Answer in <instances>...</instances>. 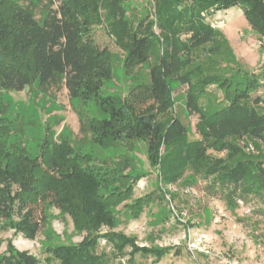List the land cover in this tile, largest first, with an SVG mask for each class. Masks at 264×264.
Wrapping results in <instances>:
<instances>
[{
	"label": "trees",
	"instance_id": "obj_1",
	"mask_svg": "<svg viewBox=\"0 0 264 264\" xmlns=\"http://www.w3.org/2000/svg\"><path fill=\"white\" fill-rule=\"evenodd\" d=\"M123 1L103 0L108 25L126 45L123 65L128 72L155 57L147 81H131L124 93H102L113 78L114 57L94 39L95 25L101 21L97 0H47L39 17L37 3L0 0V93L22 90L34 80L41 86L61 82L70 99L92 101L103 112L89 123L95 143L133 147L144 141L148 164L159 166L168 184L180 180L193 186L200 177L207 179L208 188L219 190L230 209L250 195L264 199V156L246 153L238 141L246 136L256 148L261 147L258 139L264 145V97H252L264 88L261 75L242 68L220 32L200 18L204 10L240 6L264 37V0H155L154 17L143 12L136 23ZM222 60L230 61L232 73L216 72ZM176 82L190 84L185 105L189 113L198 114L199 138L190 139L182 121L173 113L170 117ZM212 84L222 92L221 100L208 92ZM211 95L217 101L210 102ZM7 133L0 131V223L5 228L34 239L46 227L48 208L55 206L84 233L79 244L50 247L51 258L60 264H106L107 255L98 251L102 239L122 253L131 248L132 255L172 251L171 246L137 245L135 238L113 231L119 212L137 219L153 201L151 194L132 199L144 172L133 171L130 154L114 166L98 165L67 141L63 159L59 162L46 151L43 167L26 147H10ZM103 226L110 230L102 232ZM9 247L10 254L0 258V264H40L33 254Z\"/></svg>",
	"mask_w": 264,
	"mask_h": 264
},
{
	"label": "rangeland",
	"instance_id": "obj_2",
	"mask_svg": "<svg viewBox=\"0 0 264 264\" xmlns=\"http://www.w3.org/2000/svg\"><path fill=\"white\" fill-rule=\"evenodd\" d=\"M30 1L32 6L37 3L35 8L39 17L47 0H21L24 5ZM97 2L101 21L95 25L94 39L98 46L108 47L114 57L113 78L105 84L102 93H124L131 81L149 79V67L155 57H152L149 65L139 66L128 72L123 65L126 45L118 41L117 35L108 25L105 2ZM123 3L133 23L138 21L143 12L148 11L150 17H154L155 0H124ZM53 6L56 7L57 3ZM200 18L205 22L208 19L201 14ZM222 18L225 23L215 29L220 32L224 45L242 68L256 76L261 75L260 81L264 84V37L255 32L240 6L215 10L212 19ZM155 30L159 34V28L155 26ZM228 61H220L216 65V72L232 73ZM189 87V83L174 84V104L169 112L170 117L173 113L182 121L189 138L196 139L199 138L196 130L198 114L189 113L185 105ZM208 92L215 93L217 100L223 97L214 84L208 86ZM0 94V115H4V125L0 131L5 130L10 135L7 136L6 143L10 147L12 144L26 147V153L37 158L42 165L45 164L42 155L46 151L53 152L60 162L63 159L61 149L69 141V146L81 152V155L89 154L94 164L114 166L124 154H130L134 162L133 171L144 172L143 177L137 181L132 199L151 194L153 201L137 219L119 212V224L113 231L135 238L136 244L140 246H171L173 249L162 256L152 253L132 255L131 248L122 253L102 239L98 251L107 255L106 264H264V199L250 195L238 199L237 206L230 209L219 190L215 192L208 188L207 179L200 177L193 186L180 180L168 184L162 169L148 164L144 141L135 142L133 147L130 146L133 149L117 142L106 145L95 143L89 123L92 122V117L103 116V112L92 101L70 99L67 88L61 82L41 86L34 80L31 86L22 90ZM262 96L264 97L263 86L252 93L253 98ZM214 99L216 100L212 96L209 101L215 102ZM206 101L205 97L202 98L203 104ZM238 141L246 153L264 156L261 139H258L261 143L259 149L246 136ZM161 150L164 155V148ZM45 169L53 173V168ZM129 170L126 168V171ZM121 208L122 204L117 207L119 210ZM108 230V227L103 226L102 232ZM79 232L69 214L51 206L47 212L46 227L34 239L15 234L11 227L5 228L0 223V258L10 254V243L18 251L33 254L40 264H60L58 260L51 258L50 247L59 243L79 244L84 235ZM194 245L197 247H192Z\"/></svg>",
	"mask_w": 264,
	"mask_h": 264
},
{
	"label": "built area",
	"instance_id": "obj_3",
	"mask_svg": "<svg viewBox=\"0 0 264 264\" xmlns=\"http://www.w3.org/2000/svg\"><path fill=\"white\" fill-rule=\"evenodd\" d=\"M213 13H215V9L214 8H211V9H208L206 11H202L201 15L203 17H207L208 19L206 20L207 23L210 24V26H212L213 28H216L218 25H222L225 23V19L222 18V19H212V15ZM192 247H197L196 245L192 246Z\"/></svg>",
	"mask_w": 264,
	"mask_h": 264
}]
</instances>
